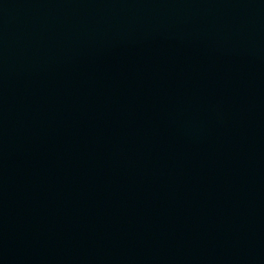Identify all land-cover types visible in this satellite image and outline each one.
<instances>
[{
    "label": "water",
    "instance_id": "water-1",
    "mask_svg": "<svg viewBox=\"0 0 264 264\" xmlns=\"http://www.w3.org/2000/svg\"><path fill=\"white\" fill-rule=\"evenodd\" d=\"M0 264H264V0H0Z\"/></svg>",
    "mask_w": 264,
    "mask_h": 264
}]
</instances>
